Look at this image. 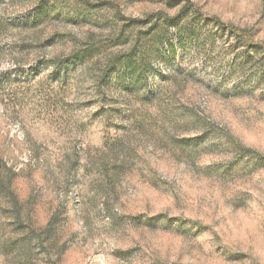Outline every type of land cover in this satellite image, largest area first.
<instances>
[{
	"label": "rangeland",
	"instance_id": "374dc122",
	"mask_svg": "<svg viewBox=\"0 0 264 264\" xmlns=\"http://www.w3.org/2000/svg\"><path fill=\"white\" fill-rule=\"evenodd\" d=\"M185 2L264 47V0ZM181 8L0 0V264H264V75L246 48L210 21L204 48L170 31L134 80L104 73L134 20ZM88 44L100 55L60 66Z\"/></svg>",
	"mask_w": 264,
	"mask_h": 264
},
{
	"label": "trees",
	"instance_id": "16d2710c",
	"mask_svg": "<svg viewBox=\"0 0 264 264\" xmlns=\"http://www.w3.org/2000/svg\"><path fill=\"white\" fill-rule=\"evenodd\" d=\"M168 2L169 6L172 8L182 5L180 10L181 15H190L193 18L195 17V20H192V18L189 19L190 17L183 19L181 18L182 16L178 14L174 17H168L161 13L150 14L139 21L134 20L135 28L138 30L134 34H129L127 38L122 37L121 39H116L114 42V46H125L130 44L131 47L129 51L121 56H113L107 64L104 73L112 77H114L116 73L119 77L129 75L133 78L132 80H134L142 69H149L151 67V59L157 55L158 50L162 46L163 39L170 31H174L175 34L183 36L184 39L189 41L197 39L201 43L200 47L204 48L205 40L203 36L206 33L205 22L214 21L225 35L229 34L231 37L235 38L233 48L239 45L246 48V66L259 67L264 75V67L262 64L264 47L261 43L254 41L252 35L247 31L229 24H224L217 18L207 19L188 2H185V4H181V0H168ZM121 36L122 35H120V37ZM209 42H211V40H209ZM98 55H100V48L88 44L74 54L71 59L63 61L60 66L64 70L73 69L74 66L90 62ZM257 55L262 58H258Z\"/></svg>",
	"mask_w": 264,
	"mask_h": 264
}]
</instances>
